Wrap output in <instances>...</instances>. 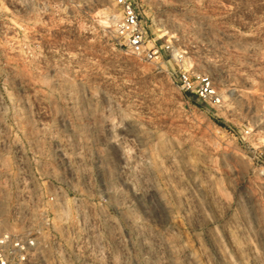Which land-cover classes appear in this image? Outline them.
Wrapping results in <instances>:
<instances>
[{"label": "rangeland", "instance_id": "1", "mask_svg": "<svg viewBox=\"0 0 264 264\" xmlns=\"http://www.w3.org/2000/svg\"><path fill=\"white\" fill-rule=\"evenodd\" d=\"M134 1L141 48L113 0H0V233L37 241L16 264H264V0Z\"/></svg>", "mask_w": 264, "mask_h": 264}, {"label": "built area", "instance_id": "2", "mask_svg": "<svg viewBox=\"0 0 264 264\" xmlns=\"http://www.w3.org/2000/svg\"><path fill=\"white\" fill-rule=\"evenodd\" d=\"M121 9L122 18L117 25L118 33L128 45L141 48L145 41V31L140 20V13L134 0H113ZM158 49L148 54L156 55ZM182 86L186 90L196 91L203 99L215 98L216 90L208 75L199 74L196 81L188 73L180 77ZM37 241L32 237L17 238L10 233H0V264H16L29 259L31 249L35 248Z\"/></svg>", "mask_w": 264, "mask_h": 264}]
</instances>
